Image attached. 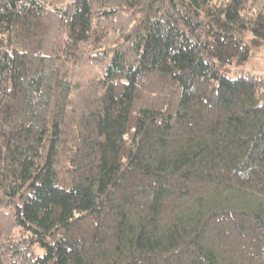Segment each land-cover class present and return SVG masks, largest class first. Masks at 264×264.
Here are the masks:
<instances>
[{
    "label": "trees",
    "instance_id": "1",
    "mask_svg": "<svg viewBox=\"0 0 264 264\" xmlns=\"http://www.w3.org/2000/svg\"><path fill=\"white\" fill-rule=\"evenodd\" d=\"M264 0H0V264H264Z\"/></svg>",
    "mask_w": 264,
    "mask_h": 264
},
{
    "label": "rangeland",
    "instance_id": "2",
    "mask_svg": "<svg viewBox=\"0 0 264 264\" xmlns=\"http://www.w3.org/2000/svg\"><path fill=\"white\" fill-rule=\"evenodd\" d=\"M231 72L234 71H252L264 76V48L254 56H251L246 62L240 64H229Z\"/></svg>",
    "mask_w": 264,
    "mask_h": 264
}]
</instances>
